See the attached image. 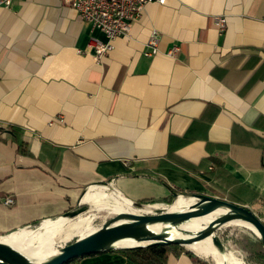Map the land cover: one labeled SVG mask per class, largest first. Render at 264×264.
Masks as SVG:
<instances>
[{"label":"crops","instance_id":"obj_1","mask_svg":"<svg viewBox=\"0 0 264 264\" xmlns=\"http://www.w3.org/2000/svg\"><path fill=\"white\" fill-rule=\"evenodd\" d=\"M106 40L62 0L0 9V236L110 183L137 202L207 195L264 223V0L149 4L103 60L79 53ZM70 264L134 263L108 251Z\"/></svg>","mask_w":264,"mask_h":264},{"label":"water","instance_id":"obj_2","mask_svg":"<svg viewBox=\"0 0 264 264\" xmlns=\"http://www.w3.org/2000/svg\"><path fill=\"white\" fill-rule=\"evenodd\" d=\"M87 191L83 193L82 198ZM172 195L174 203L179 197L193 198L195 202L180 210H169L168 208L171 206H168L159 207L152 212L153 206L133 201L134 209H152L149 212H125L112 216L106 219L98 229L80 236L74 242L60 246L56 255L42 262L35 261L11 245L0 241V264H67L72 260L102 252L154 245L188 247L208 238H211L217 251L224 254L228 249L223 244L218 231L226 226L234 225V222H242L251 226L252 229L245 228L253 232L264 245V223L248 207L203 194L173 193ZM88 210L87 206L79 205L72 211L65 213L63 218L74 219L88 212ZM204 218L208 219L209 223L188 238L172 239L166 232L170 227L180 228L181 225L192 220ZM41 224L42 222L36 224L35 227ZM157 225L166 226L167 230L155 233L151 228ZM126 242L129 245H125Z\"/></svg>","mask_w":264,"mask_h":264},{"label":"bare ground","instance_id":"obj_3","mask_svg":"<svg viewBox=\"0 0 264 264\" xmlns=\"http://www.w3.org/2000/svg\"><path fill=\"white\" fill-rule=\"evenodd\" d=\"M98 187L101 188L89 189L86 195L83 197V199L85 202H90L92 204L107 205L114 207L111 210V212H109V214L106 216V219L118 215L119 213H125V212L141 213V212H149L152 209V208H145L143 210L134 209L132 201L126 199L120 194H111V195L107 194L104 189L105 187L102 186H98ZM179 199H182L184 203L181 204L180 206L178 204L173 205L168 209L180 210L189 207L192 203L195 202L193 198L179 197L178 200ZM81 204H82V200H81ZM153 207L154 208L152 212L159 208L156 205ZM70 220L73 219H66L63 217L50 219L48 221H44L41 224L43 225L46 222L47 223L49 222L48 225L42 231H33L28 229L27 231L21 234L16 233L20 231L21 230L20 229L14 233L8 234L7 236L0 237V241L11 245L15 249L26 255L27 257L35 261L42 262L48 260L49 258L53 257L59 252L58 248L53 250L54 249L53 239L56 233H63V237L60 241L63 242L69 241L75 236L82 235L91 222L90 217L86 216V217H79L76 221H74L73 223H69L67 225V221ZM208 223L209 220L204 218V219L192 220L186 224L181 225L180 228L170 227L168 231H166L167 230L166 226L164 227L163 225L154 226L151 228V230L154 231L155 233L166 231L169 234L170 238L172 239L188 238L191 236V234L196 233L200 229L202 230ZM234 225L248 227L252 229L251 226H249L248 224H244L242 222H234ZM22 229H27V228H22ZM125 245H129V243L126 242ZM188 247L192 248V250L190 251L195 253L196 255L205 256V257L210 255L213 258L215 264H245V262L240 260L239 257H236V255H234V253L231 251H227L224 254L218 252L217 249L213 246L211 238L205 239L201 242H197Z\"/></svg>","mask_w":264,"mask_h":264},{"label":"built area","instance_id":"obj_4","mask_svg":"<svg viewBox=\"0 0 264 264\" xmlns=\"http://www.w3.org/2000/svg\"><path fill=\"white\" fill-rule=\"evenodd\" d=\"M63 3L75 10L79 16L87 23L96 26L105 36L106 41H94L90 43L86 51H79L81 54L92 52L95 60L100 62L114 49L113 42L119 37H127L131 24L139 19L144 8L149 4L165 5L168 0H62ZM14 0H0V9H11ZM216 23L221 31L226 26V19L216 17ZM156 31L151 34L147 43L149 50L145 51L146 56H154L159 53ZM178 48L168 51L169 56H175ZM89 54V53H88ZM62 117H57L49 122V125L62 123ZM113 186V183H110ZM118 192V191H117ZM119 193V192H118ZM13 199L5 200L6 205L13 204ZM133 203V201H132ZM148 206H155L148 204ZM157 206V205H156ZM159 207V206H158Z\"/></svg>","mask_w":264,"mask_h":264},{"label":"rangeland","instance_id":"obj_5","mask_svg":"<svg viewBox=\"0 0 264 264\" xmlns=\"http://www.w3.org/2000/svg\"><path fill=\"white\" fill-rule=\"evenodd\" d=\"M106 189L105 192L107 194H119L116 190L112 189V187L109 185H105ZM132 201V200H131ZM173 198L171 202H155V203H145V205L148 206V204L150 205H157L159 207H168V206H173ZM183 200L179 199L175 202L174 205H181L183 204ZM80 204V202L77 204H75V208H77ZM82 205H85L89 208L88 212L80 215L79 217H90V224L88 226V228L84 231V233L82 235L88 234L96 229H98L103 222L106 219V216L109 214V212H111V210L114 207L111 206H107V205H96V204H92L90 202H85L84 199L82 198ZM120 211V210H119ZM63 216V215H62ZM61 216V217H62ZM112 216V215H110ZM79 217L67 221V225L69 223H73L74 221H76ZM49 223V222H48ZM48 223L46 222L43 225H39V226H33V227H28L27 229L21 230L19 232H16L18 234H21L25 231L29 230H33V231H42L44 230V228L48 225ZM221 230H226V233L230 234L231 237L227 240V245H228V251H231L234 253V255H236V257H239L240 260H242L243 262H245V264H247V259L246 257H249V254L251 252H255L257 249H260V242L257 238V236L251 232L250 230H248L247 228L243 227V226H235V225H230V226H226ZM220 230V231H221ZM218 231V235L219 232ZM15 232V231H14ZM82 235H78L77 237H73L71 240L69 241H60L63 237V233H56L54 235V239H53V245H54V249H60L59 246H65L67 243L70 242H74L77 238H79ZM3 236H7V235H2L0 237ZM233 237V238H232ZM192 250V248L189 247H183V251H190ZM196 255V254H195ZM199 257V255H197ZM210 256V255H209ZM205 256H200V258L202 259L203 262H207V260H205L204 258ZM208 257V256H207ZM204 259V260H203Z\"/></svg>","mask_w":264,"mask_h":264},{"label":"trees","instance_id":"obj_6","mask_svg":"<svg viewBox=\"0 0 264 264\" xmlns=\"http://www.w3.org/2000/svg\"><path fill=\"white\" fill-rule=\"evenodd\" d=\"M7 132H10L13 136L16 135L15 129H12L11 131L9 130ZM171 201L172 198L166 200V202H171ZM154 202H155L154 199H148L142 201V203H154ZM219 236L225 247L228 248L226 239H229L231 235L226 233V230H221L219 232ZM259 242L261 248L257 249L255 252L254 251L251 252L249 254V257L248 256L246 257L247 264H264V245L260 240ZM117 251L121 252L130 262L134 264H168L169 257L171 255L180 256V254L182 253H186L190 258H192L195 264H215L211 256L204 257L205 260H207V262H203L200 256L198 257L197 255H195V253L191 251H183V247L179 245H165V246L154 245L143 248H131V249H123ZM74 261L75 260H72L67 264H70Z\"/></svg>","mask_w":264,"mask_h":264}]
</instances>
